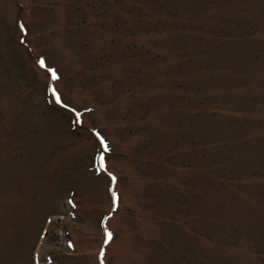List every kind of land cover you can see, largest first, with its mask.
<instances>
[{
	"label": "rangeland",
	"instance_id": "1",
	"mask_svg": "<svg viewBox=\"0 0 264 264\" xmlns=\"http://www.w3.org/2000/svg\"><path fill=\"white\" fill-rule=\"evenodd\" d=\"M0 264H264V0H0Z\"/></svg>",
	"mask_w": 264,
	"mask_h": 264
},
{
	"label": "snow or ice",
	"instance_id": "2",
	"mask_svg": "<svg viewBox=\"0 0 264 264\" xmlns=\"http://www.w3.org/2000/svg\"><path fill=\"white\" fill-rule=\"evenodd\" d=\"M21 27L23 28V25H21ZM40 63H41V65H43L44 64V61L41 60ZM52 78L53 79H56L57 78L56 75H55V71L54 70H52ZM50 90L52 91L53 96H54L56 102L59 103L60 102V99H61L59 93L56 91L55 88H52ZM101 143H102V147H103L104 151H108L107 143L103 140L102 137H101ZM99 160H100V168L103 169L105 167L104 154H103V152L100 153ZM113 180H115V177H113ZM115 199H116V196H115V193H114V201H115ZM111 239H112V233L111 232H108L107 233V240L105 242L107 243Z\"/></svg>",
	"mask_w": 264,
	"mask_h": 264
}]
</instances>
